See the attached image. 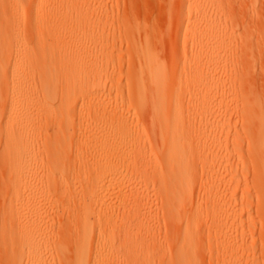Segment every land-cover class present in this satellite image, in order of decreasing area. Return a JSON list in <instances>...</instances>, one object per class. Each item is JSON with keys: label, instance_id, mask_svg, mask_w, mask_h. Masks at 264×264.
<instances>
[{"label": "bare ground", "instance_id": "6f19581e", "mask_svg": "<svg viewBox=\"0 0 264 264\" xmlns=\"http://www.w3.org/2000/svg\"><path fill=\"white\" fill-rule=\"evenodd\" d=\"M166 1L168 6L174 2ZM228 3L179 0L175 38L162 31L156 44L147 35L139 38L126 29L123 36L119 30L131 57L124 76L123 68L112 61L119 32L113 9L111 45H101L106 35L102 21L89 26L85 19L87 8H103L107 0H0V264H111V259L116 264L150 263L152 248L145 236L111 238L108 220L97 237L96 219L89 208L76 224L71 242L45 228L49 217L41 201L59 183L72 186L98 178L89 190L98 205L103 202L104 206L111 149L122 145L111 143L114 134L129 142L144 162L138 169L130 165L132 203L122 212L128 215L139 202L146 205L163 195L162 209L171 230L163 258L157 261L202 264L198 230L203 221L194 201L205 193L213 206L207 208L208 223L221 237L218 249L223 264L259 261L255 252L230 237L241 232L247 237L241 220L252 193L245 190L241 205L233 211H227L218 197H239L236 191L245 186V178H253L264 236V101L240 88L238 35L226 9ZM39 21L44 22L42 27ZM166 45L168 56L162 55ZM109 80L111 92L106 93ZM125 98L140 115L147 112V124L134 128L142 133L141 138L137 140L129 124H111L106 114L99 116L90 131L102 144L97 150L100 161L77 166L74 153L83 146L77 136L82 128L74 132L77 105ZM45 112L58 116L50 120ZM193 116L201 119V129L188 132L184 120ZM196 154L202 155L199 159L204 165L211 163L204 192L198 184ZM161 161L166 163L158 174L162 193H150L144 180L157 169L153 163ZM75 174L76 181L72 180ZM115 249L123 255L115 256L111 251Z\"/></svg>", "mask_w": 264, "mask_h": 264}, {"label": "rangeland", "instance_id": "374dc122", "mask_svg": "<svg viewBox=\"0 0 264 264\" xmlns=\"http://www.w3.org/2000/svg\"><path fill=\"white\" fill-rule=\"evenodd\" d=\"M165 1L166 0H107V5L103 6V8H87L85 19L89 26L94 25V23L95 26H97L98 21H102L101 29L106 32V35L101 39V45L103 43L105 46H107L108 43L111 45V35H109V33L111 32L112 9L114 25L118 31H121V34L123 32V36L127 29L139 38L144 37L142 35L149 36L151 41L154 42L153 44H156L160 41L159 36L162 34V31L169 33L168 38L170 39L175 38L176 34L174 26L179 10V0H174L173 4L170 6H168ZM168 1L169 0L166 2ZM166 9H168L167 12L169 11V14L166 12ZM226 9L228 10L227 12L231 14L228 15L230 19L232 18V27L235 28L238 35V37L236 36V39H238L237 43H235L239 47V61L242 70L240 72L242 75H240L242 79L240 88L243 93H252V95H255L256 97H253L252 95L251 97L256 99L259 98V101H264V99H262L264 98V0H229ZM101 15L103 17H100ZM0 18L3 17L0 15ZM39 24L42 27L44 22L39 21L38 25ZM139 25L144 26L140 27ZM120 31L118 32L119 34L117 33L118 36H116L117 45L115 46L116 49L112 61L123 68V71L125 72L124 76H126L129 72V65L131 64L130 48L125 37L123 38L122 36V39H120V36L119 38V35H121ZM27 34L28 38L32 39L31 30H27ZM252 39L255 41L254 43L252 42ZM167 45L170 46L169 43ZM167 45L163 47L164 51L162 50V55L164 56L170 54L169 51L171 50V46L167 48ZM244 60L246 62H244ZM247 71L249 73H247ZM124 79L126 80V78ZM245 84L247 86H245ZM251 90L252 92H250ZM110 92L111 80L107 83L106 93ZM146 113H144L145 116ZM104 114L107 115L111 124L127 123L130 127L132 126L131 130L137 134V140L141 138L142 133L135 131V129L138 125L143 127L147 124L146 117L138 113L137 107L131 103L128 98L119 101H101L93 104H83L81 101L77 105L75 113L73 114L75 116L73 118L75 120L74 132L78 134V129L82 128V134L77 136L82 139L83 146H78L74 153L75 164L79 167L89 162L94 163L100 161V154L97 150L102 144L101 142H98L96 136L92 134L90 129L93 122L96 121L99 116H103ZM45 115V117L50 120H55L58 116V114L54 112H45ZM128 116L134 118L130 119ZM184 124L186 127L185 129L188 132H194L201 129V119L198 117H187L184 120ZM56 130L57 129H53L51 131L54 133ZM113 141L115 143H121L122 145L121 148L117 147L114 151L111 149V176H107L106 185L103 187L104 192L108 193L104 206L103 202L98 205L93 191L89 190L90 186L93 184L94 186L96 185L94 182H96L98 178L93 181L85 180L78 184L73 183L74 185L72 186L67 185L68 182L65 183L66 186H62V184L59 183L57 187H54L57 188V190H53L48 197L42 198L41 201L43 211L47 213L49 217L45 224V228L49 229L52 233H55L58 238L71 242L74 239V229L76 224L84 215V210L89 208L93 213V217L96 219L93 231L97 237L105 226V223L108 220H111V238L121 240L122 238H129V234L145 236L151 243L152 248L150 254L151 261L147 264H165L166 262L157 261V259L163 258L162 250L167 242V233L171 230L166 223L162 209L163 207L160 199H163V195L162 197L160 196V199L156 198L154 201H148L146 205L139 202V206L132 207L130 209L131 212L128 215L122 212L126 204L127 207H129L132 203L130 201L131 190L129 180L133 173V169L130 168V165H134L138 169L142 167L144 162L138 157L139 154L132 151L129 142H125L124 139L115 134L111 137V143H113ZM124 144L129 145L123 147ZM141 151L143 150L141 149L140 152ZM145 152H147V150H145ZM179 152L184 154L183 149H180ZM196 155L198 159L202 156H198V154ZM243 161L248 163V158L244 157ZM165 165L166 163L164 161L153 163V166L157 169L153 170V172H151L144 180V185L149 189L150 193H162L163 182L158 174L160 173L159 170L164 168ZM197 165L199 175L198 184L202 185L204 192L206 191L205 186L209 180L208 171L211 168V163L204 165L202 159H199ZM202 173H204L203 176ZM73 177L72 180L76 181L78 179L77 174ZM103 178H105L104 175ZM244 182L245 186L236 191L239 195V197H237L238 200L236 197L220 194L218 195L219 202L221 203L224 201L223 203L225 204L227 211H233L241 205L242 194L245 190H249L252 193V197L249 200L251 205L245 210L243 219L241 220V225L246 229L247 237L242 235V232L241 234H230V237L235 238L241 245L244 244L246 248H249L252 252H255L256 255H258L259 261H250L247 264H264V260L261 259L263 258L262 254L264 253V236L262 230L263 219L258 211V200L254 195L253 189L255 182L253 178L250 177L245 178ZM91 201H93V206L90 204ZM210 201L211 199L208 193L200 195L194 201V207L197 214L204 222H202V226L198 230L200 238L202 239L199 255H201L202 264H223L224 256H222V252H219L218 249V242L219 239H221V237H218L219 230L217 228H212V225L208 223V218L210 216L206 214L208 210L207 208L213 207ZM220 203H217L216 206L218 207ZM249 233H252L253 236H249ZM111 251H115L113 254L117 257L122 256L124 253L123 251L116 249ZM116 263L115 259H111V264Z\"/></svg>", "mask_w": 264, "mask_h": 264}]
</instances>
